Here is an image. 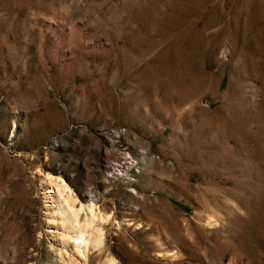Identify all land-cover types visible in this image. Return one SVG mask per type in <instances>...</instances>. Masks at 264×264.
Returning a JSON list of instances; mask_svg holds the SVG:
<instances>
[{"label":"rangeland","instance_id":"obj_1","mask_svg":"<svg viewBox=\"0 0 264 264\" xmlns=\"http://www.w3.org/2000/svg\"><path fill=\"white\" fill-rule=\"evenodd\" d=\"M48 172L101 247L62 243ZM108 256L264 264V0H0V264Z\"/></svg>","mask_w":264,"mask_h":264},{"label":"bare ground","instance_id":"obj_2","mask_svg":"<svg viewBox=\"0 0 264 264\" xmlns=\"http://www.w3.org/2000/svg\"><path fill=\"white\" fill-rule=\"evenodd\" d=\"M138 165L141 166V164H138ZM140 166L138 167L141 168ZM137 172L141 173L140 170H138ZM43 181L45 182V189H44V192L42 193L44 194L43 196L45 199L44 203H46V206H49V207L51 205L52 206L55 205V208H56L55 213L57 217H59L61 220L59 224L62 225L66 229V232L62 236V243L64 244L70 243L72 245H75V247L79 249L80 252L82 250L84 252V250L88 248L87 247L88 244L92 245V247L94 248L101 247L102 244L105 242L104 239L106 238H104V232L101 229L102 226L101 228L97 227L94 225V223L96 219L95 217L103 218L104 213H102L101 209L99 208V205H97L95 195L91 194L90 198L87 200V204L85 205V207L90 210L89 213L91 214V217L85 218V220L81 223L78 220L79 219L78 212L74 210L73 208L74 206L73 207L70 206L72 205L70 204L72 203L71 201H75L76 199H78L76 198L77 197L76 193L74 189L71 187L70 183L67 182L63 176L51 174V172L44 173ZM96 209H98V212L96 211L94 212V210ZM109 216L111 215H108V217ZM50 221L52 222V219L49 218V222ZM209 221L210 220H208V223ZM98 223L96 225H98ZM141 225L138 224L137 226L141 227ZM166 232H167L168 239L181 236L180 228L176 225L173 228H171V230L166 231ZM104 264H117V261L115 260V258L108 256Z\"/></svg>","mask_w":264,"mask_h":264}]
</instances>
